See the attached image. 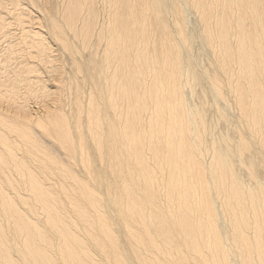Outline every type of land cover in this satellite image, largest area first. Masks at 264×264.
<instances>
[{"label":"bare ground","instance_id":"obj_1","mask_svg":"<svg viewBox=\"0 0 264 264\" xmlns=\"http://www.w3.org/2000/svg\"><path fill=\"white\" fill-rule=\"evenodd\" d=\"M0 264H264V0H0Z\"/></svg>","mask_w":264,"mask_h":264}]
</instances>
